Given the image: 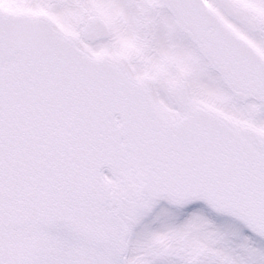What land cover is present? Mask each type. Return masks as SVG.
I'll use <instances>...</instances> for the list:
<instances>
[{
	"label": "snow or ice",
	"instance_id": "snow-or-ice-1",
	"mask_svg": "<svg viewBox=\"0 0 264 264\" xmlns=\"http://www.w3.org/2000/svg\"><path fill=\"white\" fill-rule=\"evenodd\" d=\"M0 264H264V0H0Z\"/></svg>",
	"mask_w": 264,
	"mask_h": 264
}]
</instances>
